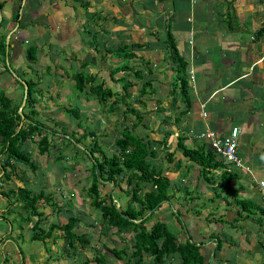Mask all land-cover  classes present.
Segmentation results:
<instances>
[{
	"label": "crops",
	"instance_id": "1",
	"mask_svg": "<svg viewBox=\"0 0 264 264\" xmlns=\"http://www.w3.org/2000/svg\"><path fill=\"white\" fill-rule=\"evenodd\" d=\"M2 7L10 8L9 16L16 21L13 28L15 23L10 20L3 23L0 15V34L4 33L8 38L7 53L15 48L17 58H20L19 45L27 43L31 35L39 39L48 32L49 41L55 46L51 52L66 65L72 60L79 62L81 68L86 65L87 73L99 71V67L109 64V59L106 62V56L98 55V48L105 49L100 32L93 34L92 43L86 38V44L82 43V32L89 34L98 23L110 26L109 31L122 40L120 45L127 44L125 47L131 52L138 49V57L134 55L130 64H122L137 75H134L135 79L139 78L138 71L143 66L139 59L145 58L150 63L145 72L149 93L141 100L138 94L135 96L136 103L140 104L135 109L142 116L143 112L156 108L154 114L159 115L161 111L162 119L167 117V123L176 124V127L164 130L158 119L150 130L146 129L144 138L148 144L156 153V144L167 150L170 146L173 150L176 138L181 136L187 147L201 146L211 150L206 138L196 137L198 133L212 130L223 134L231 126H237L236 151L242 166H226L235 172L230 184L236 199H249L264 209V0H0ZM82 9L86 10L88 17L83 16ZM85 25L86 29H83ZM166 37H170L173 49L185 62L183 76L188 87V103L183 110H178L180 116H184L177 122L173 116L169 117L173 115L170 106L177 104L174 98L176 89L170 83L175 65L166 60L167 52L174 51L170 50ZM160 41L168 48L160 45ZM63 43L73 44V54L60 49L59 44ZM85 55L87 59L83 58ZM53 81L50 79L46 83L51 95L55 96L58 87L52 84ZM35 83L32 81L34 93ZM177 91L179 100L185 102L178 87ZM142 123L143 128L148 127ZM172 158L163 171L170 182L176 180L178 174L180 182H184L182 186L171 185L168 190L173 196L169 205L184 221V227L190 220L189 212L196 206L203 207L202 200L216 208L212 213L214 216L224 220L212 222L217 225V230L225 227L239 234L235 238L239 244L236 247L238 254L237 251L233 254V262L224 259L232 242L222 239L221 244V239L216 237L211 252L203 254L206 264H264V222L257 224L256 218H249L244 213L236 217L238 206L234 197L227 198L225 203L221 192L219 197L214 195L212 187L219 170L213 172L212 181H215L211 183L201 177L198 167L184 158L179 150L174 151ZM256 182L263 183L262 189ZM177 192H181L182 198L176 196ZM187 198L190 202L185 201ZM174 200L182 201V204L173 205ZM201 210L208 211L206 208ZM207 235L211 238V231ZM17 254L11 247L6 257ZM6 257H2L0 264H5ZM33 259L35 257H26L23 264H36ZM168 261L165 260L164 264H169Z\"/></svg>",
	"mask_w": 264,
	"mask_h": 264
},
{
	"label": "rangeland",
	"instance_id": "2",
	"mask_svg": "<svg viewBox=\"0 0 264 264\" xmlns=\"http://www.w3.org/2000/svg\"><path fill=\"white\" fill-rule=\"evenodd\" d=\"M82 10L83 16L85 18L88 17L86 10ZM9 13L10 8H0V15L5 24L6 22L9 23L13 21ZM14 23L13 28L16 26V21ZM109 28L110 26L108 25L98 23L94 29L90 30L89 34L83 31L81 40L82 43L84 42L85 44L86 38L87 41L91 42L94 36L93 34H95L96 31L100 32V35L104 38L102 44L105 49L98 48V55H102L103 58L106 56L104 60L107 62V59H109V64L105 63L103 66L108 67L110 65L111 68L106 69L102 66L99 67V71L92 70L91 73L95 74L97 81L107 79L105 86H107V83V87L112 91V97L109 100L116 99L115 102L119 103V107H115L113 112L108 109L107 104L109 100L105 105H101L88 90L87 84L85 91L79 92L74 89L72 75L80 70H82L84 74H88L86 72V65L81 68L79 65L80 63L74 60L66 65L62 59L57 58V56L51 52L55 46H52L53 43H50L48 32L45 34L43 33L39 39H34L35 36L31 35L27 43L19 45L20 58H17V49L15 48L12 50L10 49L7 53L8 46L5 49V57L3 58V56H0V91L4 92L13 105L20 104L18 111L22 110L41 127L39 132L33 131L31 138H27L23 146L28 152L30 161L35 165L34 169L17 162L13 163L15 165V170L8 171L10 174L9 178L3 180V176L0 177V192L12 191L8 192L9 198L12 200V204L9 206H6L5 198L0 195V260L2 257L7 256L6 253L10 252L11 247L15 250L16 254L18 253L14 255V257H6L5 264H11V262L14 264L18 262V264H20V256H22L24 263L26 257H35L33 260L36 264H84L86 260H90V264H132L135 260L131 258L127 262L132 245V230L128 229L120 232L113 228H105L101 223L99 210L91 205L90 197L87 194V188L91 182V159L88 155L90 145L95 141L100 150L106 155L117 153L114 139L120 135L118 124L119 122H124L129 125L130 121L134 118L132 114H129L128 117L122 119L121 114L123 107H120V105L125 102L128 107H140V104L138 105V103H136L135 96L141 90L142 96L144 94L148 95L149 93L148 86L142 88V84L145 83L147 77L145 72L150 66V63L145 58H137L143 65L138 71L139 78L135 79L134 75L136 74L128 70L130 71L129 75L125 76L126 79L122 81L119 77L123 75L119 69L115 73L113 72L112 75V77L115 79L117 78V80L112 83L109 82V78H107L108 71L119 68L122 64H130L132 61L131 57L134 55L138 57L136 51L138 49H133L134 51L130 52L125 48L127 44L123 42L124 45H120V43H122L120 41L122 40L119 36L113 35L109 31ZM83 29H86V25ZM5 39L6 36L4 37V41ZM160 45L163 47L165 45V48H168L167 44L161 41ZM29 46H32L35 51L32 60H28L25 57V51ZM49 47L50 51L48 50ZM59 47L67 54L75 50L73 44L71 45L68 43L59 44ZM116 48L125 50L117 51ZM116 51L121 55H118ZM128 51L129 54L125 56L124 52ZM72 54L70 56H72ZM83 58L87 59L86 55ZM166 60L170 64L175 65L176 63L171 57L170 52H167ZM174 69V76L172 75L173 79L171 78L172 81L170 83H172V88L177 84L175 88L176 94L174 95L177 106H170L169 110L173 115H169V117L173 116V118H177L178 120L179 117L183 118L184 116H180L178 110H183L186 104L182 100H179V93L177 91L179 82L175 75L177 70L175 67ZM181 74L184 75L183 73ZM50 79H54L52 84L58 87L55 96L51 95V91L47 88L46 81ZM22 80L36 82V93L32 96L31 101L33 107L36 109V112L33 114L30 112L31 106L25 103L21 106L24 96V88L20 85V83L23 82ZM128 80L131 85L129 88L127 87L126 93L129 91V95L127 94L128 96L124 97L122 83ZM170 83H168V85ZM36 84H40V86H36ZM113 91L115 93H113ZM141 99L142 98L139 97V100ZM160 101L161 104H163V100L160 99ZM170 101L171 100H169V102ZM162 107L163 105H161V108ZM68 108H76L79 113L78 118L73 116L68 111ZM117 108L118 110H116ZM176 108L177 110H174ZM155 111L156 108L151 111L147 110L143 112L141 119L148 127L143 128V125H138L134 129L137 134L144 137L145 132H147L146 129L150 130L158 119V124L159 122L162 123L163 125H161V127L164 130L166 128L171 129L172 126L176 127V124L172 122L167 123V117L162 119L163 113L161 111H159V115H156L157 112L154 114ZM150 113L152 114L149 115ZM163 120L165 122H162ZM26 122L25 120V126ZM88 131L93 132V138L87 134ZM43 134L46 135L48 140V150L44 153H39L37 141ZM83 134H85V136H83ZM169 147L170 146H168L167 150L163 145L156 144L157 153L149 159L152 166L157 170H162V173L167 163H169L164 155L166 152L172 150ZM97 154L98 153H96V155ZM7 170L8 167L6 168V171ZM124 178V172L116 177L119 189L117 187L112 188L110 183L100 184L99 196L103 197L107 202L109 194L115 205L123 208L127 200V196L124 194L127 188ZM180 179L178 174L176 180L170 182L169 188L171 185L176 187L182 186L184 182H180ZM22 185L33 191L41 190L43 195L47 198L46 201L45 199L42 202L39 201L40 206L36 209L45 216L41 222L42 228L46 229L50 223H63L66 221L67 217L72 216L76 219L75 231L78 234H84L89 243L81 246L77 241L74 243L73 248L68 247L62 234L57 229L51 231L45 242H41L40 239L37 241L31 240V232L27 226L34 222L36 216L30 215L29 220L17 218V214H21V216L27 215L22 207V200L18 198L15 191L16 186ZM110 189L112 190L110 191ZM177 195L182 198L181 192H177L176 196ZM172 197L173 196H171V199ZM200 199L202 198L200 197ZM185 201L190 202V199L187 198ZM181 202L182 201L174 200L173 205L176 203L180 206L182 204ZM201 203L203 207L196 206L193 211L189 212L188 215L190 220L185 224L186 228L184 227V221L172 210L167 201L161 202L160 206L156 208L160 210L159 212H157L158 210H154L150 214L148 213L150 211H147L143 215L145 218L147 217L145 219L146 226L155 220H160L176 235L178 241L188 238L190 241L199 244L201 253L205 255L211 252L212 246L215 245L216 237L221 239V244L223 243L222 239L232 242V246L227 249L224 254V259L226 258L230 262H233V254L236 251L238 254L236 247L239 246V244L237 243V239L235 240L236 236L239 235L238 231H228L225 227L221 228L223 231L217 230V225L212 223L211 217L207 216L204 218L206 212L201 210V208H206L208 210L207 212L211 211L213 213L216 208L214 209L209 206V204H206L208 202H203L201 200ZM178 206L177 209L179 208ZM233 207L236 206L234 205ZM217 208L219 209L220 206H217ZM233 209L235 208L231 210ZM250 211H255V209L251 207ZM3 218L8 222L4 221ZM226 218L230 219V217ZM249 218H256L258 220L257 224L264 222V217L259 216L258 213L250 215ZM210 231L212 233L211 238L207 235ZM210 240H212V242L209 244L208 242ZM105 246L107 248L116 247L117 249H121V256L119 258L114 257L105 249ZM33 253H35L34 257ZM94 257H97L100 261H96ZM234 258L236 259V257ZM140 260V264H152L149 256L143 255ZM169 264H176V261L169 260Z\"/></svg>",
	"mask_w": 264,
	"mask_h": 264
},
{
	"label": "trees",
	"instance_id": "3",
	"mask_svg": "<svg viewBox=\"0 0 264 264\" xmlns=\"http://www.w3.org/2000/svg\"><path fill=\"white\" fill-rule=\"evenodd\" d=\"M4 36L5 35L0 34V56H3V58L5 57L6 49ZM165 41L168 43L170 50L174 51L170 55L176 62L175 68L177 72L175 75L179 82L178 90L180 94L184 96V101L187 106L188 87L184 76L181 74L184 72L185 62L173 49V41H171L170 37H166ZM116 49L117 51L125 50L122 48ZM129 51L124 52L125 56L129 54ZM34 54L35 51L32 46H29L25 51V57L28 60H32ZM119 69L123 73V76L119 77L122 81L126 79L125 76H128L130 67L122 65L119 68L108 71L110 83L117 80V78H113L112 75L113 72L115 73ZM72 77L74 80V88L77 91H85L87 84L88 90L101 105H105L112 97L111 89L105 86L106 81L104 79L97 81L95 74H84L82 71H77ZM22 81L20 85L22 87L25 86L26 91L24 103L31 106L30 112L33 114L36 112L33 103H31L34 87L31 81ZM148 84L149 81L146 80L145 83L142 84V88ZM130 85L129 81L122 83L124 97L127 96L126 89L127 87L129 88ZM176 86L177 84L174 88H176ZM113 93L115 92L113 91ZM139 97H142V90L138 92V98ZM115 101L116 99L109 100L107 104L111 112L114 111L115 107H119V103ZM19 105L20 104L13 105L4 92L0 91V177L3 176V180L9 178L10 174L8 171L15 170V165L13 163L18 162L31 169L35 167L32 161H30L28 152L23 146L27 138H31L33 131L39 132L41 127L22 110L18 111ZM121 106L123 107L121 114L122 119L128 117L129 114H132L134 118L130 121L129 125L124 122H119L118 124L120 135L114 139L117 153L106 155L100 150L95 141L92 142L88 149V155L91 159V182L87 188V194L90 197L91 205L99 210L101 223L105 228H113L120 232L128 229L132 230V245L130 244L131 249L128 254L127 262L131 258H134L135 260L132 264H140L141 257L146 255L150 257L152 264H164L165 260H175L176 264H206V259L200 251L199 244L190 241L188 238L178 241L176 235L160 220H155L146 226L145 219L147 217L145 218L143 215L147 211H150L149 213L151 214L160 206L161 202L167 201L170 203L171 196L168 191L170 181L164 171L162 173V170L155 169L149 161L150 158L155 156L156 150L148 144L147 139L134 131L138 125H143L141 114L138 113L139 111L135 108L131 106L128 107L125 102H123L120 107ZM68 111L78 118L79 113L76 108H68ZM25 120L27 121V127L24 125ZM174 122H177V118H174ZM87 134L92 138L94 137L91 131H88ZM83 136H85V134H83ZM37 147L39 153H44L48 150V140L45 134L41 135L38 139ZM175 150H179L184 158L192 164H195L199 169L201 177L208 182L213 183V181H215H212L213 172L219 170L217 181L214 182V186L212 187L213 193L216 197H219V193L221 192L223 194L221 197L225 203H227V198L231 199L232 196L234 197V201L238 206L236 217L239 216L240 213H244L248 217L250 214L258 213L259 216L264 217V209L258 204L249 199L235 198V191L230 184L231 179L235 177V172L232 169L229 170L226 168L211 150H206L201 146L187 147L181 136L176 138L175 148L164 154L168 162L173 160L172 155ZM96 153L98 154L96 155ZM7 167L8 170L6 171ZM123 172L125 173L124 179L127 185L124 191L127 200L125 206L121 208L115 205L109 194L107 202L103 197L99 196V185L102 183H110L112 188L117 187L119 189L116 177ZM15 191L18 198L22 200V207L27 213L25 216L17 214V218L29 220L30 215L36 216L34 222L27 226L31 232V240L37 241L40 239L41 242H45L51 231L57 229L62 234L68 247L73 248L74 243L77 241L81 246L89 243L84 234H78L75 231L76 219L72 216L67 217L66 221L63 223H50L46 229L42 228L41 222L45 216L36 209L40 206L39 201L42 202L44 199L46 201L47 198L43 195L41 190L33 191L22 185L16 186ZM8 192L12 191L0 192V195L6 200V206L12 204ZM251 207L254 208L255 211H250ZM207 216L211 217L212 222L224 221L223 219L221 220L220 217L214 216L211 211L207 212L204 218ZM3 219L7 221L5 218ZM105 249L116 258L121 256V249H117L116 247L107 248L106 246ZM94 259L100 261L97 257H94ZM89 261L90 260H86L84 264H90ZM20 264H23L22 256H20Z\"/></svg>",
	"mask_w": 264,
	"mask_h": 264
},
{
	"label": "built area",
	"instance_id": "4",
	"mask_svg": "<svg viewBox=\"0 0 264 264\" xmlns=\"http://www.w3.org/2000/svg\"><path fill=\"white\" fill-rule=\"evenodd\" d=\"M238 134L239 128L237 126H231L228 131L223 134H216L212 130H206L205 132L198 133L196 137L206 138L211 151L221 160L224 166L234 168L242 166L236 151ZM257 185L262 189L263 183L260 182Z\"/></svg>",
	"mask_w": 264,
	"mask_h": 264
},
{
	"label": "water",
	"instance_id": "5",
	"mask_svg": "<svg viewBox=\"0 0 264 264\" xmlns=\"http://www.w3.org/2000/svg\"><path fill=\"white\" fill-rule=\"evenodd\" d=\"M7 37H6V39H5V48L7 47ZM25 86H24V96H23V99H22V104H21V106L23 105V103L25 102Z\"/></svg>",
	"mask_w": 264,
	"mask_h": 264
}]
</instances>
